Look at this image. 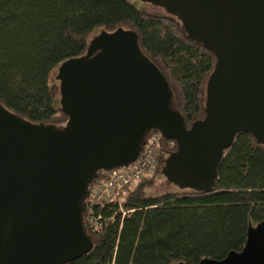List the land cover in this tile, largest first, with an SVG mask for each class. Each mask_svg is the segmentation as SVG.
<instances>
[{
    "label": "water",
    "instance_id": "water-1",
    "mask_svg": "<svg viewBox=\"0 0 264 264\" xmlns=\"http://www.w3.org/2000/svg\"><path fill=\"white\" fill-rule=\"evenodd\" d=\"M139 1L176 17L215 56L204 119L185 128L133 31L94 36L84 57L57 70L64 128L32 124L0 104V264H65L90 252L87 186L133 163L152 129L176 142L161 174L180 190L210 193L236 134L264 146V0ZM197 264H264V217L248 226L241 251Z\"/></svg>",
    "mask_w": 264,
    "mask_h": 264
},
{
    "label": "trees",
    "instance_id": "trees-1",
    "mask_svg": "<svg viewBox=\"0 0 264 264\" xmlns=\"http://www.w3.org/2000/svg\"><path fill=\"white\" fill-rule=\"evenodd\" d=\"M157 9H137L128 0H0V104L32 124L64 128L58 68L84 57L94 33L121 28L135 33L141 52L169 84L171 110L190 129L205 117L216 58L176 17ZM169 154H161L155 174L129 188L120 204L94 206L89 214L84 209L92 249L65 264H197L242 250L248 226L264 217V146L248 133L236 134L210 193L153 192Z\"/></svg>",
    "mask_w": 264,
    "mask_h": 264
},
{
    "label": "built area",
    "instance_id": "built-area-1",
    "mask_svg": "<svg viewBox=\"0 0 264 264\" xmlns=\"http://www.w3.org/2000/svg\"><path fill=\"white\" fill-rule=\"evenodd\" d=\"M175 141L165 139L159 131L149 133L137 159L126 167L101 171L87 186L84 209L107 206L122 200L126 191L145 178L154 175L162 153H172ZM97 230V222L87 219V224Z\"/></svg>",
    "mask_w": 264,
    "mask_h": 264
},
{
    "label": "rangeland",
    "instance_id": "rangeland-1",
    "mask_svg": "<svg viewBox=\"0 0 264 264\" xmlns=\"http://www.w3.org/2000/svg\"><path fill=\"white\" fill-rule=\"evenodd\" d=\"M128 1L130 3H132L137 9H147L148 11H155V12L159 11L156 7L141 3L139 0H128ZM98 34L99 33L96 32L92 35V37H94ZM174 190H175V187L173 185H171L170 183H168L163 176L157 177L155 185L153 186V189H152V191L155 193H162L165 191H174Z\"/></svg>",
    "mask_w": 264,
    "mask_h": 264
}]
</instances>
